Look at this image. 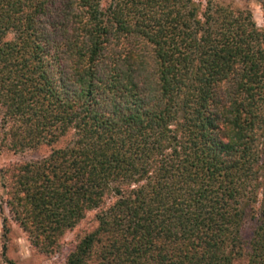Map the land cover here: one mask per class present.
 <instances>
[{
    "label": "trees",
    "instance_id": "obj_1",
    "mask_svg": "<svg viewBox=\"0 0 264 264\" xmlns=\"http://www.w3.org/2000/svg\"><path fill=\"white\" fill-rule=\"evenodd\" d=\"M0 116V149L47 147L0 169L2 209L40 252L91 216L64 264H264L251 9L0 0Z\"/></svg>",
    "mask_w": 264,
    "mask_h": 264
},
{
    "label": "rangeland",
    "instance_id": "obj_2",
    "mask_svg": "<svg viewBox=\"0 0 264 264\" xmlns=\"http://www.w3.org/2000/svg\"><path fill=\"white\" fill-rule=\"evenodd\" d=\"M205 2V0H199ZM219 2L232 3L237 8H249L254 13L258 26L264 25L263 11L258 0H217ZM8 36L9 38L12 37ZM1 123V116H0ZM47 147H40L37 150H27L19 154H13L0 149V169L11 161L29 160L41 157ZM5 196L2 187L0 172V254L1 264H64L69 252L76 244L78 234L91 225V216L81 222L75 228L68 230L62 239V247L57 252L46 254L40 252L29 240L27 233L9 217L7 208L2 209V200ZM7 217V225L4 226V218ZM9 228V229H8ZM252 235L251 228H245L244 237L248 241ZM239 264H246V258H241Z\"/></svg>",
    "mask_w": 264,
    "mask_h": 264
}]
</instances>
